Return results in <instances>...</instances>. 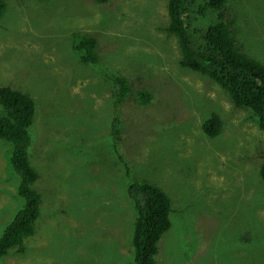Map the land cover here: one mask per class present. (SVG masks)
Returning <instances> with one entry per match:
<instances>
[{"label": "rangeland", "instance_id": "obj_1", "mask_svg": "<svg viewBox=\"0 0 264 264\" xmlns=\"http://www.w3.org/2000/svg\"><path fill=\"white\" fill-rule=\"evenodd\" d=\"M0 86L28 94L36 117L30 161L39 173L41 217L26 251L0 264H131L133 180L171 199L162 264H264V132L209 78L180 67L168 0H5ZM240 50L264 64V0H227ZM77 35L98 42V62L80 60ZM109 75L127 78L120 152L110 149ZM152 95L142 107L139 91ZM1 109V108H0ZM215 114L214 139L202 131ZM112 142V138H111ZM12 145L0 140V237L23 207Z\"/></svg>", "mask_w": 264, "mask_h": 264}, {"label": "trees", "instance_id": "obj_2", "mask_svg": "<svg viewBox=\"0 0 264 264\" xmlns=\"http://www.w3.org/2000/svg\"><path fill=\"white\" fill-rule=\"evenodd\" d=\"M111 0H94L106 5ZM227 0H168L169 24L165 29L177 38L183 69L201 74L213 81L241 110L253 114L260 130L264 132V64L243 53L236 39V20L227 14ZM7 10L5 0H0V18ZM80 60L85 64L98 62V42L92 36L77 35ZM111 86L112 120L110 149L130 177V168L120 152L122 134L121 110L131 95L127 78L120 75L106 77ZM138 103L145 107L152 95L146 90L137 93ZM0 140L12 145L10 164L19 177L18 195L23 207L0 237V261L11 251L22 255L25 242L35 235L41 217L42 195L35 188L39 173L30 161L32 144L30 128L36 117L34 100L26 93L0 86ZM223 121L215 114L204 120L203 133L214 139L220 135ZM263 163L259 177L264 184ZM127 194L135 211L132 246L134 262L131 264H162L157 261L159 243L172 227V202L156 185L133 180Z\"/></svg>", "mask_w": 264, "mask_h": 264}]
</instances>
